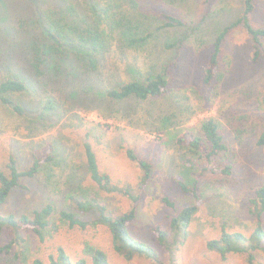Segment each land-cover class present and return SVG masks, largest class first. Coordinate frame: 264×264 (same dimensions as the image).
Segmentation results:
<instances>
[{
	"label": "rangeland",
	"instance_id": "374dc122",
	"mask_svg": "<svg viewBox=\"0 0 264 264\" xmlns=\"http://www.w3.org/2000/svg\"><path fill=\"white\" fill-rule=\"evenodd\" d=\"M65 1L70 0H0V72L15 71L19 65L26 68L29 39L39 30L38 15L43 9L59 8ZM77 1H74L76 5ZM151 1L154 13H175L185 26L165 29L153 39L154 50H148L149 46L146 50L110 55L107 66L103 67L105 77H99L98 82L130 80L139 75L138 71H149L158 61L159 68L168 70V91L142 104L139 115L129 119L123 114L134 103L109 105L101 100L94 103L87 100L83 92H78L77 99H67L51 87L37 88L35 94L30 91L15 95L26 108L22 117L0 101V167L13 156L22 169H27L34 151L49 154L50 143L57 148L55 162L41 176L24 179L25 188L12 192L0 209V215H32L47 203H53L58 212L74 211L88 222L96 219V212L84 214L71 209L66 195L73 192L79 182L93 193L98 192L86 168L81 145V137L98 129L100 134L97 132L98 136L91 142L101 171L110 176L113 184L130 187L139 196L136 218L128 225L133 238L153 247L163 264H172V261L167 249L157 240L154 232L157 228L167 231L175 242L178 264H247V254H230L223 259L208 249V243L220 239L224 232L250 236L258 226L257 218L251 213L250 200L257 188L264 187V147L257 145L258 135L264 128L263 112L257 101L264 87V39L257 45L244 28L228 35L217 80L205 86L202 81L215 37L223 27L239 18L243 0H178L174 5L166 0ZM252 22L255 27L264 29V0H257ZM153 55L160 58L153 59ZM44 71L47 76L52 75L49 66H45ZM4 77V73H0V82ZM47 95L56 99L60 112L66 113L59 123L55 116L41 119L42 113L35 106L39 98ZM165 105L169 106L165 109L171 122L176 123L156 131L164 124L149 120L146 112L151 106ZM212 117L223 123L231 147L227 158L233 161V169L227 176L207 173L200 184L201 199L196 201L192 194L184 193L177 182L182 180L193 186L197 172L184 161L190 157L199 159V156L181 147L178 139L189 130H197L201 120ZM128 149L152 165L146 186H140L144 172L138 163L128 158ZM73 175L78 178L76 181H70ZM99 196L108 211L115 214H125L133 207L132 201L120 194L100 191ZM166 199L173 205L166 203ZM194 204L198 212L182 237L184 235L172 231V222L184 208ZM54 219L44 233V241L29 228L23 232L21 246L14 244L9 252L5 247L10 245L14 235L10 229H5L0 237V264H33L37 259L49 263L50 256L57 255L59 248H63L73 262L86 259L88 264H93L87 254L89 247L104 251L110 264H156L145 257L137 256L128 261L119 255L106 226L71 228L60 221L59 215ZM255 264H264L262 253L257 255Z\"/></svg>",
	"mask_w": 264,
	"mask_h": 264
},
{
	"label": "trees",
	"instance_id": "16d2710c",
	"mask_svg": "<svg viewBox=\"0 0 264 264\" xmlns=\"http://www.w3.org/2000/svg\"><path fill=\"white\" fill-rule=\"evenodd\" d=\"M57 1L61 2V0ZM74 1H65L56 9L41 10L37 18L39 30L32 34L27 46L30 56L28 55L25 59L26 68L19 65V69L15 71L10 69L7 73L0 72L5 75L0 82L1 103L14 114L22 117L26 108L15 95L30 91L35 94L37 88L51 87L56 93H63L67 99L69 97L77 99L78 92H83L86 93V99L94 103L98 100L107 102L109 105L134 103V106L130 107L123 116L125 119L136 118L142 104L160 98L168 91L170 85L168 70L164 67L159 68L157 61L151 65L149 71L146 73L138 71L139 75L130 80L102 84L98 82V79L105 77L103 67L107 66V61L112 54L136 51L141 48L146 50L149 46L148 50H154L153 39L163 34L165 29L184 27L183 19L175 13H154V4L151 0H83L82 2L78 0V5ZM157 1L161 3V0ZM166 1L174 5L178 0ZM256 2L257 0H243L239 18L223 27L215 37L214 49L206 65L203 85L210 86L217 80L223 44L228 35L244 28L257 45L261 44L264 39V29L255 27L252 22ZM27 25L31 27V24ZM1 34L0 26V36ZM168 44L166 46H169ZM259 55L260 53L257 52L256 56ZM152 58L160 57L153 55ZM45 66H49L52 75L47 76L48 74L44 71ZM44 92L47 94L46 91ZM257 101L263 112L264 123V87L259 91ZM56 102V99L50 95L36 101L35 106L42 113L41 119L46 120L47 117L55 116L57 123L60 122L61 117L66 113L60 112L61 108ZM166 106L168 105L151 106V109L146 112L149 120L162 121L164 124L163 128L156 131L168 129L176 123V121L171 122ZM139 121L140 117L137 120L138 124ZM97 132L99 135V130L93 129L81 137V145L86 168L98 192L93 193L91 189L84 188L78 181L73 192L66 195V200L71 209L84 214L96 212L98 217L90 222L84 221L78 217L77 212L69 210L58 212L53 203H47L41 209L35 210L32 215L21 217L0 215V237L5 229H10L14 235L13 241L5 247L6 251L9 252L14 244L21 246L24 240L23 232L29 228L41 241H44L45 231L53 225L55 216L59 215L60 221L71 228L86 229L89 225L106 226L113 235L115 251L128 261L139 256L151 259L156 264H163L153 247L131 236L128 225L136 218L139 196L130 187L122 188L113 184L110 176L101 171L91 142L92 138L98 136ZM50 144L49 154H42L39 151L32 153V162L27 169H22L13 156L5 166L0 167V209L8 202L14 190L25 188L22 184L24 179L41 176L44 170L55 162L57 148ZM178 144L199 156V159L190 157L184 161L186 166L197 172L193 186H188L182 180L177 182L180 189L184 193L192 194L196 201L201 199L200 184L207 173H220L225 176L232 174L233 161L227 158L231 147L227 142L223 123L219 119L212 117L201 120L199 128L181 135ZM257 145L264 147V128L258 135ZM127 156L131 161L138 163L144 172L140 186H146L150 181L152 165L139 158L132 149L127 150ZM75 179H78L75 175L70 177V181H76ZM100 191L128 197L133 203L132 209L125 214L109 212L107 206L101 203ZM166 203L173 205L167 199ZM250 203L251 213L257 218L258 226L255 231L250 236L240 232H224L220 239L208 243L210 251L217 252L223 259L230 254H247V264H255L259 253L264 255V187L257 188ZM197 212L196 204L184 208L173 220L172 231L185 237ZM154 232L157 234L158 242L170 254L172 264H178L174 251L175 242L171 241L169 233L159 228ZM87 254L93 264H110L107 254L99 248L89 247ZM33 264H88V262L86 259L73 262L65 250L59 248L57 255L50 256L49 263L37 259Z\"/></svg>",
	"mask_w": 264,
	"mask_h": 264
}]
</instances>
